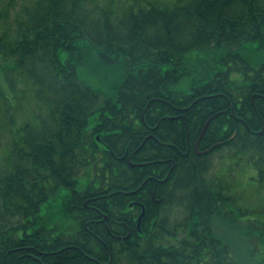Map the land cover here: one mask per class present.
Here are the masks:
<instances>
[{"label": "trees", "instance_id": "trees-1", "mask_svg": "<svg viewBox=\"0 0 264 264\" xmlns=\"http://www.w3.org/2000/svg\"><path fill=\"white\" fill-rule=\"evenodd\" d=\"M255 47L264 0H0V264H264Z\"/></svg>", "mask_w": 264, "mask_h": 264}, {"label": "rangeland", "instance_id": "rangeland-1", "mask_svg": "<svg viewBox=\"0 0 264 264\" xmlns=\"http://www.w3.org/2000/svg\"><path fill=\"white\" fill-rule=\"evenodd\" d=\"M145 1H150V2H155L157 0H145ZM173 1V0H172ZM244 57L251 62L255 67H259L260 64L264 63V49L263 48H251V49H246L243 51ZM204 60L208 63H212V59L209 56L203 55ZM6 61L1 59L0 57V64H5ZM92 67H97L96 65H93ZM100 72L96 74L94 77L93 75L90 76L89 83L95 87V88H102L109 92L111 94V90H113V85L110 83V78L106 77L104 72L99 70ZM198 78V75L195 74L192 77H189L185 79L180 86H178L179 89L182 90H187L189 86H191V83L193 79ZM0 134L4 137L5 133L4 131L0 130ZM6 138V136H5ZM250 168V167H249ZM241 172V174H240ZM235 184L234 188L237 191V194H241L244 196V200L246 203H248L253 210H264V187L260 188L258 183L254 180H252L253 172L251 171V168L248 169L247 172L242 174V170H239L237 174L232 175ZM237 184V185H236ZM256 212L254 215L250 216H255L256 219L264 220V213ZM251 218V217H250Z\"/></svg>", "mask_w": 264, "mask_h": 264}, {"label": "water", "instance_id": "water-1", "mask_svg": "<svg viewBox=\"0 0 264 264\" xmlns=\"http://www.w3.org/2000/svg\"><path fill=\"white\" fill-rule=\"evenodd\" d=\"M208 124H209V123L206 124L205 128H207V125H208ZM204 131H205V129H204ZM204 131H203V133H204ZM144 216H145V210H143L142 215H141V216L139 217V219H138V221H139L138 227H139V228L141 227V222H142V219H143Z\"/></svg>", "mask_w": 264, "mask_h": 264}]
</instances>
